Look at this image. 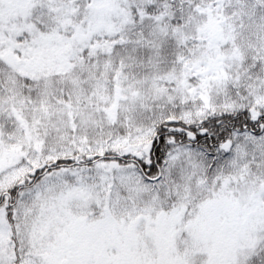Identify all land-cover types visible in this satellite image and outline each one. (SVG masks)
<instances>
[{
    "label": "snow or ice",
    "instance_id": "snow-or-ice-1",
    "mask_svg": "<svg viewBox=\"0 0 264 264\" xmlns=\"http://www.w3.org/2000/svg\"><path fill=\"white\" fill-rule=\"evenodd\" d=\"M0 264H264V0H0Z\"/></svg>",
    "mask_w": 264,
    "mask_h": 264
}]
</instances>
